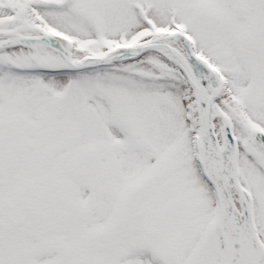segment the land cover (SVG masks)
Returning <instances> with one entry per match:
<instances>
[{
	"label": "snow or ice",
	"instance_id": "6c2138e0",
	"mask_svg": "<svg viewBox=\"0 0 264 264\" xmlns=\"http://www.w3.org/2000/svg\"><path fill=\"white\" fill-rule=\"evenodd\" d=\"M0 264H264V0H0Z\"/></svg>",
	"mask_w": 264,
	"mask_h": 264
}]
</instances>
